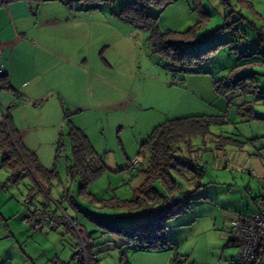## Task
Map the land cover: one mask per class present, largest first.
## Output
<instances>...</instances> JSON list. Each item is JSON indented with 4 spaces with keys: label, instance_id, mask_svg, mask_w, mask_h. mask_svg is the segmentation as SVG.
<instances>
[{
    "label": "rangeland",
    "instance_id": "obj_1",
    "mask_svg": "<svg viewBox=\"0 0 264 264\" xmlns=\"http://www.w3.org/2000/svg\"><path fill=\"white\" fill-rule=\"evenodd\" d=\"M128 1H29L37 24L47 14H57L63 21L67 18L58 33L66 34L73 46L79 42L81 46L74 48L79 52L75 65L69 64L66 70L72 87L60 90L66 98L60 114L40 110L44 97L19 99L21 93L0 97V121L6 107L15 103L9 112L24 159L15 153L6 164L0 151V264H79L72 237L62 234L65 226L34 229L23 222L34 205L46 202L44 195L77 219L89 238V257L96 264H119L122 252L130 264H218L219 259L226 264L236 253V247L226 246L225 220L235 211H254L252 198L264 184V99L250 104L254 116L242 117L237 105L251 98L235 92L223 95L212 81L253 74L258 91L264 93V0H168L161 9L151 8L158 16L156 27L169 30L167 40L178 47L164 53L154 50L147 28L121 18ZM232 18L239 20L228 24ZM234 25L244 31V39H236ZM194 59L200 60L193 65L195 71L181 69ZM23 106H27L25 114ZM208 114L229 118L227 124L213 126V133L236 132L239 139L247 140L243 147L253 162L247 167L254 174L216 170L212 160L205 162L203 152H198L205 184L181 188L179 202L163 219L173 245L162 251L132 248L103 224L123 227L149 218L140 202L133 208L118 202L132 198L143 181L141 161L134 164L136 168L131 164L147 155L141 143L168 119ZM70 124L86 135L94 149L97 169L93 177L91 169L81 173L70 169ZM83 176L89 178L85 184ZM26 199L30 201L25 203ZM71 242L74 247L69 256Z\"/></svg>",
    "mask_w": 264,
    "mask_h": 264
},
{
    "label": "trees",
    "instance_id": "obj_2",
    "mask_svg": "<svg viewBox=\"0 0 264 264\" xmlns=\"http://www.w3.org/2000/svg\"><path fill=\"white\" fill-rule=\"evenodd\" d=\"M13 1L17 0H0V6ZM164 1L165 0H129L125 3L120 12L121 18L125 21L147 28L150 31L149 38L152 41L154 50L162 53L166 52V50L175 51L178 48L172 47V43L167 40L166 36L169 34V30L163 32L156 27L158 16L153 15L150 11L151 8L161 9L169 2L168 0ZM237 20L239 19L232 18L228 24H233ZM238 29L240 32L237 31ZM172 33L176 32L173 31ZM233 34L236 39H244L245 37L244 31L238 25L233 26ZM182 50L184 52L187 51L186 49ZM195 57H199L200 60L202 59V56ZM200 60H187L185 62L186 67L181 69L184 71H195L193 65H199ZM212 83L223 95L235 92L244 98H251L250 100L245 99L242 103L237 105L236 111L242 117L254 116L251 115L252 107L250 104L254 101L264 99V93L258 91V84L253 74L238 78L225 76L223 79L219 80L213 78ZM9 87L7 75L0 73V89H8ZM68 122H70V120ZM228 122L229 118L226 114H208L168 119L156 125L141 143V150L147 152V155L144 158L142 157L139 167V169L144 172L143 181L135 188L132 198L118 199L120 204L129 208H133L140 202L141 205L145 206V209L148 210L149 218L143 221H135L131 225L123 227L113 225L111 222L108 225H103L107 227V229H114L120 236H123L125 239L124 242L134 249L162 251L171 247L173 243L166 235V225L163 223L164 217L166 218L167 215L172 214L173 207L179 202V192L181 188L185 185L199 187L205 184L203 182V167L197 164L198 160L194 153H196V151L215 150L218 152H225L229 149H244L243 146L247 140L239 139L238 133L227 131L213 133L211 131L213 126H222ZM16 133L17 130L14 129L10 115L5 114L0 121V151L4 154V162L6 164L7 159L12 154L15 155V153L19 154L18 159H23V153L18 147L20 140L18 136H16ZM67 135L73 151V162L70 165V169L72 171L77 170L79 171L78 173H81V170L84 171L86 168L91 169V177H93L94 171L97 169L94 168L93 161L95 152L89 144L86 135L72 124L69 125ZM28 155L29 157H33L35 161V157L31 151H28ZM35 164L38 166V163ZM144 164L145 166L143 167ZM83 177L85 178V176ZM83 180L85 184L89 178L87 177ZM253 200L257 206L254 211L235 212H240L242 214L262 212V210H264V192L253 197ZM42 205L43 203L41 206L38 204L34 205L33 210L28 211V214L31 212L33 213L35 207L40 208ZM153 209L157 210L156 214ZM43 226H40L38 229ZM47 226L51 229L56 228L55 226ZM67 233L69 232L67 231ZM88 239L87 236V241ZM227 241L235 247L233 243L229 240ZM233 256L234 254L228 257L227 261ZM78 263L82 264L80 262ZM89 264H91L90 260ZM119 264H130L124 252L120 254Z\"/></svg>",
    "mask_w": 264,
    "mask_h": 264
},
{
    "label": "crops",
    "instance_id": "obj_3",
    "mask_svg": "<svg viewBox=\"0 0 264 264\" xmlns=\"http://www.w3.org/2000/svg\"><path fill=\"white\" fill-rule=\"evenodd\" d=\"M65 16L66 14L63 13V17ZM43 18L44 20L37 24L31 3L27 0H17L0 6V67L1 73L7 75L10 85L6 89L7 92L2 90L4 88L0 89V97L9 99L10 95L16 96L17 93H21L23 98L29 99L44 97L45 102L40 110L45 113L53 109V112L60 114L66 102L64 94L60 90L72 87L71 75L66 70H69V64L75 65V56L79 52L74 48L80 47L81 43L79 42L78 47H75L73 41L66 34L59 35L58 32L64 30L67 18L64 21L60 20L57 14H47ZM59 25L62 26L59 28ZM72 49H74L73 52ZM49 78L53 81L57 79L59 83H54ZM21 109L25 114L27 106H23ZM11 113L12 111H8L6 114L10 115L14 125V117ZM4 115L3 113L2 118ZM198 152H203L202 158L205 162L206 158L212 160L216 170L245 171L241 168L247 167V165L251 166L253 163L249 152L245 149H229L228 152L225 151L220 156H213V151L210 153L196 151L194 155L197 158ZM256 154L259 155L258 152ZM262 192H264V184L260 186L258 195ZM252 201L256 209L257 206L253 198ZM65 233L67 235L66 229L62 234ZM70 246L72 252L67 253L69 256L73 254L72 242ZM226 246L233 245L227 242ZM56 256L58 260L61 259L59 254ZM96 262V259H90L91 264H96Z\"/></svg>",
    "mask_w": 264,
    "mask_h": 264
},
{
    "label": "built area",
    "instance_id": "obj_4",
    "mask_svg": "<svg viewBox=\"0 0 264 264\" xmlns=\"http://www.w3.org/2000/svg\"><path fill=\"white\" fill-rule=\"evenodd\" d=\"M237 31L240 32L239 29ZM1 71L0 67V73ZM22 97V94H18L19 99ZM14 104L11 102L6 110L9 111ZM139 161H141L140 156L133 159L132 168H135L134 164ZM241 169L254 174V170L248 167ZM261 178L264 179V177ZM44 197L46 202L43 203L42 207H35L33 213L31 212L23 218V222L34 229L43 225L65 226L75 244V259L82 264H89L88 241L84 229L75 218L66 213L59 202H55L56 205L53 206L47 195ZM24 202L28 203L29 200L26 199ZM225 226L227 228V240L237 248L234 256L226 264H264V210L260 213L251 214L232 212L226 215ZM220 263L221 259H219L218 264Z\"/></svg>",
    "mask_w": 264,
    "mask_h": 264
}]
</instances>
